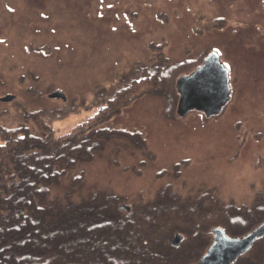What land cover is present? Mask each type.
<instances>
[{"label":"rangeland","instance_id":"obj_1","mask_svg":"<svg viewBox=\"0 0 264 264\" xmlns=\"http://www.w3.org/2000/svg\"><path fill=\"white\" fill-rule=\"evenodd\" d=\"M159 55L176 81L216 56L228 70L227 105L213 118H180L172 86L139 90L95 129L138 132L144 150L108 142L52 194L64 199L81 175L75 203L110 194L133 210L184 213L210 200L251 208L264 195V0H0V126L26 118L38 135L31 115L40 112L55 137L69 135Z\"/></svg>","mask_w":264,"mask_h":264},{"label":"trees","instance_id":"obj_2","mask_svg":"<svg viewBox=\"0 0 264 264\" xmlns=\"http://www.w3.org/2000/svg\"><path fill=\"white\" fill-rule=\"evenodd\" d=\"M174 70L159 55L129 90L115 94L66 136L55 137L40 112L31 115L38 135L30 132L26 118L16 128L0 126V264H190L210 245L212 228L237 238L264 222V195L248 209L231 204L219 208L210 200L184 213L133 210L110 194L75 203L70 197L82 188L81 175L70 181L64 199L52 194L69 171L93 161L108 142L121 140L144 150L145 140L138 132L95 126L143 88L167 91L172 86L177 92ZM50 99L61 97L51 94ZM175 233L184 237L178 249L170 246ZM234 264H264V238Z\"/></svg>","mask_w":264,"mask_h":264},{"label":"water","instance_id":"obj_3","mask_svg":"<svg viewBox=\"0 0 264 264\" xmlns=\"http://www.w3.org/2000/svg\"><path fill=\"white\" fill-rule=\"evenodd\" d=\"M227 76L228 70L223 69L216 56L206 57L199 70L176 83L177 116L185 117L193 111L201 112L207 118L220 114L230 100ZM211 235V245L196 264H234L264 238V222L240 238L228 237L221 228L212 229ZM182 240L183 237L175 235L172 248H178Z\"/></svg>","mask_w":264,"mask_h":264}]
</instances>
